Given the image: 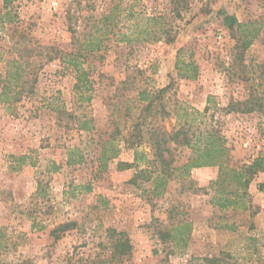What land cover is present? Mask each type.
<instances>
[{"label": "rangeland", "instance_id": "1", "mask_svg": "<svg viewBox=\"0 0 264 264\" xmlns=\"http://www.w3.org/2000/svg\"><path fill=\"white\" fill-rule=\"evenodd\" d=\"M55 3L0 0V264H264V171H228L264 157V115L228 109L264 97V0ZM177 130L223 136L227 174Z\"/></svg>", "mask_w": 264, "mask_h": 264}, {"label": "trees", "instance_id": "2", "mask_svg": "<svg viewBox=\"0 0 264 264\" xmlns=\"http://www.w3.org/2000/svg\"><path fill=\"white\" fill-rule=\"evenodd\" d=\"M224 24L228 28H232L234 23H237L238 27H243L244 24H241L237 22L236 17L234 15H225L223 18ZM251 43V40L244 41L243 46L244 48L249 46ZM13 63L16 62V60L12 61ZM180 70H183V73H179V76L181 78H186V79H195L198 75V70L197 66L194 65L192 62L185 63L183 67H180ZM13 71H7L6 72V79H9V77H13V79H17L20 77L21 73L18 72V68L15 69L14 74L12 73ZM5 83L1 87V92L0 94H4L7 89H9L8 83H6V80L4 81ZM149 97L148 93H144V100H147ZM151 105V104H150ZM229 110H240L241 112H250L253 110H259L263 115H264V97L259 99H247L243 102V107H240L237 105V103H230ZM183 110L185 111L187 115V108L184 107ZM189 114V113H188ZM78 129L79 130H86L89 131L93 129V123L92 119H80L79 124H78ZM181 130V129H180ZM181 131H176L173 136V140L176 143L186 145L188 147L192 148V151L194 153V156L189 160L187 163V166L191 167H201V166H210V165H216L218 164L220 169L223 168L224 166V159L227 157V147L225 146V139L223 136L219 135L216 132L209 131L205 135H201L198 137H195L194 139H189L187 134L184 133L182 138L179 139V133ZM162 141H165L162 139ZM202 142V144H200ZM159 142L156 141L155 145H159ZM159 149V146L157 147ZM157 156L162 158V153L160 151H157ZM75 155L77 157H75ZM115 154L111 155L110 157L114 156ZM84 156L78 149H70L68 151V158H67V163L68 164H73V163H78L83 160ZM109 157L106 156L105 154H102L101 161H106ZM166 162L165 159L162 158V162ZM121 168H129L132 166V163L128 162H120L119 163ZM165 165V166H166ZM105 166V164H104ZM226 169V168H223ZM229 173L233 175V178L238 181V183L247 185L249 183V179L253 177V175L258 172V171H264V157H257L255 158L249 165H246V169L238 171L235 169H229ZM246 173L249 174L250 177H246ZM227 174V169L224 171V175ZM221 177V175H220ZM259 190L264 193V184L259 185ZM235 203V201H231L227 198H225L224 203L222 206H227L229 204ZM74 222H66L63 224L58 225L53 231L52 235H54V238H58V231H66L67 229L70 228L71 225H74ZM112 230V234L115 233L114 229ZM118 235L122 236V233L119 232L117 233ZM120 238L113 241L111 246H112V252H113V257L115 256H122L126 255L130 252L131 250V245L129 243V240L127 238ZM169 236V234H167ZM174 237V235H173ZM185 239V238H184ZM218 259L215 257L212 258H206L205 261L209 264H216V261ZM25 264V263H21ZM161 264H165L162 262Z\"/></svg>", "mask_w": 264, "mask_h": 264}, {"label": "built area", "instance_id": "3", "mask_svg": "<svg viewBox=\"0 0 264 264\" xmlns=\"http://www.w3.org/2000/svg\"><path fill=\"white\" fill-rule=\"evenodd\" d=\"M51 3H52L53 5L56 4V3H55V0H51Z\"/></svg>", "mask_w": 264, "mask_h": 264}]
</instances>
